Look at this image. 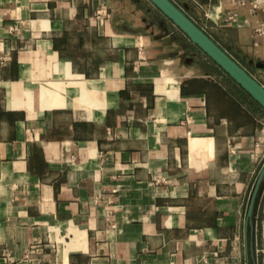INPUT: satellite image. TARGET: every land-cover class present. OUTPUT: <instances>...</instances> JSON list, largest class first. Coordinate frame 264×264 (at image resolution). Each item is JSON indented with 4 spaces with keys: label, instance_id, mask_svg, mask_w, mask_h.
I'll return each mask as SVG.
<instances>
[{
    "label": "crops",
    "instance_id": "obj_1",
    "mask_svg": "<svg viewBox=\"0 0 264 264\" xmlns=\"http://www.w3.org/2000/svg\"><path fill=\"white\" fill-rule=\"evenodd\" d=\"M172 1L262 82L264 7ZM263 168L264 109L151 0H0V264H264Z\"/></svg>",
    "mask_w": 264,
    "mask_h": 264
},
{
    "label": "water",
    "instance_id": "obj_2",
    "mask_svg": "<svg viewBox=\"0 0 264 264\" xmlns=\"http://www.w3.org/2000/svg\"><path fill=\"white\" fill-rule=\"evenodd\" d=\"M168 16L196 45L211 57L231 78L248 92L264 109V87L237 60L223 49L209 34L193 21L172 0H151ZM264 168L256 182L259 185ZM256 190V189H255ZM255 191L253 192V195Z\"/></svg>",
    "mask_w": 264,
    "mask_h": 264
},
{
    "label": "built area",
    "instance_id": "obj_3",
    "mask_svg": "<svg viewBox=\"0 0 264 264\" xmlns=\"http://www.w3.org/2000/svg\"><path fill=\"white\" fill-rule=\"evenodd\" d=\"M235 5L239 8L248 4L249 10L251 12L256 11L257 9L264 7V0H234ZM233 14H230L229 17H233ZM254 33L257 36L264 38V20H259L253 25ZM262 82H259L264 87V68L261 75Z\"/></svg>",
    "mask_w": 264,
    "mask_h": 264
},
{
    "label": "rangeland",
    "instance_id": "obj_4",
    "mask_svg": "<svg viewBox=\"0 0 264 264\" xmlns=\"http://www.w3.org/2000/svg\"><path fill=\"white\" fill-rule=\"evenodd\" d=\"M263 40H264V39H263ZM259 72H260V75H262V71H261V69H260V71H259ZM260 80L262 81V79H261V78H260Z\"/></svg>",
    "mask_w": 264,
    "mask_h": 264
}]
</instances>
